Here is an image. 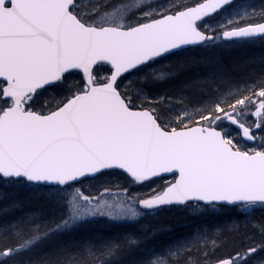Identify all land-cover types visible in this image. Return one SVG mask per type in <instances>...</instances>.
<instances>
[{"label":"snow or ice","instance_id":"obj_1","mask_svg":"<svg viewBox=\"0 0 264 264\" xmlns=\"http://www.w3.org/2000/svg\"><path fill=\"white\" fill-rule=\"evenodd\" d=\"M0 264H264V0H0Z\"/></svg>","mask_w":264,"mask_h":264},{"label":"rangeland","instance_id":"obj_2","mask_svg":"<svg viewBox=\"0 0 264 264\" xmlns=\"http://www.w3.org/2000/svg\"><path fill=\"white\" fill-rule=\"evenodd\" d=\"M250 55L259 56L260 53L259 52H255V53H250ZM256 70H258V69H256ZM163 219L166 220V221H169L170 220V222H171L172 221L171 219H174V217H170V216L166 215V216L163 217Z\"/></svg>","mask_w":264,"mask_h":264},{"label":"trees","instance_id":"obj_3","mask_svg":"<svg viewBox=\"0 0 264 264\" xmlns=\"http://www.w3.org/2000/svg\"><path fill=\"white\" fill-rule=\"evenodd\" d=\"M257 215H259V214H257ZM172 221L170 222V220L168 221L169 223H172V222H174V219H171Z\"/></svg>","mask_w":264,"mask_h":264}]
</instances>
